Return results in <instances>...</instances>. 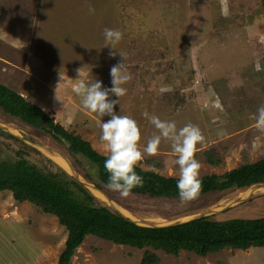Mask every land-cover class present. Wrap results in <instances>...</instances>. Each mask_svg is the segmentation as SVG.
Listing matches in <instances>:
<instances>
[{
    "label": "rangeland",
    "instance_id": "obj_1",
    "mask_svg": "<svg viewBox=\"0 0 264 264\" xmlns=\"http://www.w3.org/2000/svg\"><path fill=\"white\" fill-rule=\"evenodd\" d=\"M105 28L123 33L117 48L126 56L132 79L124 85L127 93L114 110L137 121L141 150L158 134L145 117L147 112L174 121L178 129L188 123L201 129L205 141L197 145L195 157L201 163L200 177L223 174L264 157V128L257 123L258 109L264 106V0H0V82L38 105L44 102L42 106L56 121L107 155L100 141L101 118L84 109L74 92L80 81L95 79L112 87L110 69L123 58L109 56L110 49L104 47ZM40 68H46V73ZM55 91L64 92L68 100L61 98V104L50 108L53 99L58 101ZM66 100L73 101L80 112L70 116L71 103ZM0 124L17 130L15 135L40 151L28 154L34 163L49 164L48 157L60 166L38 145L65 155L74 172L62 168L92 192L86 174L97 175L93 164L81 155H70L66 143L1 110ZM0 142L7 158L14 157L13 146L21 145L3 136ZM210 151L219 164L208 161ZM173 159L170 142L162 140L158 154H145L138 165L179 177ZM261 185L264 182L215 191L188 203L180 198L134 193L124 198L116 191L103 192L131 212L137 223L148 226L198 216L216 220L262 217L264 189L247 195ZM67 235L56 215L28 201H16L11 191H0V264H58ZM70 264H264V246L225 248L205 256L187 250L174 255L89 234Z\"/></svg>",
    "mask_w": 264,
    "mask_h": 264
},
{
    "label": "trees",
    "instance_id": "obj_2",
    "mask_svg": "<svg viewBox=\"0 0 264 264\" xmlns=\"http://www.w3.org/2000/svg\"><path fill=\"white\" fill-rule=\"evenodd\" d=\"M0 110L8 117L37 128L55 140L66 143L72 156L81 155L95 168L96 176L86 174L90 183L102 191L109 174L104 168L107 155L97 151L91 142L74 130H68L56 121L50 111L27 99L12 87L0 82ZM0 136L21 143L12 147L14 157L4 156L0 142V191H11L18 202L28 201L43 212L56 215L68 231L66 246L58 264H70L76 249L89 234L116 244L137 248L152 247L179 255L187 250L205 256L225 248L249 249L264 246V216L257 218H231L216 220L200 216L188 221L168 225L146 226L138 224L119 211L101 203L82 182L45 157L49 164H37L28 158L33 150L19 136L0 127ZM207 154L211 164L220 159ZM135 171L143 177L142 187L131 193L153 198H180L177 188L179 177L166 176L153 169L137 165ZM200 195L228 189H240L264 182V157L245 162L223 174H206ZM199 195V196H200Z\"/></svg>",
    "mask_w": 264,
    "mask_h": 264
},
{
    "label": "clouds",
    "instance_id": "obj_3",
    "mask_svg": "<svg viewBox=\"0 0 264 264\" xmlns=\"http://www.w3.org/2000/svg\"><path fill=\"white\" fill-rule=\"evenodd\" d=\"M42 2L47 3V0ZM89 11L94 12V9L90 6ZM104 38V47L110 49L109 56L115 58L119 55L123 58L122 62H118L110 69L112 87H104L102 81L95 79L92 82L80 81L74 92L80 97L84 109L101 118L100 141L107 150L104 168L109 174L106 187L119 192L124 198L131 194L133 188L142 187L143 177L136 173L135 168L145 154L149 156L158 154L161 142L165 140L170 142L174 153L172 163L179 167L177 188L180 201L188 203L195 200L203 187V182L199 178L201 163L195 158L197 145L205 141L201 129L192 123L178 129L174 121L161 120L145 112V117L158 130V134H154L141 150L139 147L141 131L137 121L127 115L117 114L114 110L120 105V98L127 93L124 85L132 79L125 64L126 56L117 48L123 33L118 29L105 28ZM112 96L116 99H110ZM105 116L110 117L107 122L102 120ZM257 123L264 128V106L258 109Z\"/></svg>",
    "mask_w": 264,
    "mask_h": 264
},
{
    "label": "bare ground",
    "instance_id": "obj_4",
    "mask_svg": "<svg viewBox=\"0 0 264 264\" xmlns=\"http://www.w3.org/2000/svg\"><path fill=\"white\" fill-rule=\"evenodd\" d=\"M10 130L14 134L17 133V130H15V129H11L10 128ZM38 147L40 149H42V151L44 153H46L47 155H49L59 165H61L64 169H66L68 172H72V173L74 172V168L71 165L70 161L65 156H62V154L60 152L59 153L61 155L59 153H57L58 151L56 152V150H53V149H50V148H46L47 146H43V145L40 146V145H38ZM87 185L92 190V192H94L98 197H100V198L104 199L105 201L109 202L112 206H115L125 216L131 217L132 219H135L136 220V218H134L132 216L131 212H129L127 209H125V208H123V207L115 204L103 191H101L98 188H96L93 183L87 182ZM260 189H264V185H261L260 188H257V187L256 188H251L250 190H248V192H247L248 194L247 195H249V194H251V193H253V192L257 191V190H260ZM187 219H189V218H187Z\"/></svg>",
    "mask_w": 264,
    "mask_h": 264
},
{
    "label": "crops",
    "instance_id": "obj_5",
    "mask_svg": "<svg viewBox=\"0 0 264 264\" xmlns=\"http://www.w3.org/2000/svg\"><path fill=\"white\" fill-rule=\"evenodd\" d=\"M41 63H38V65L41 67L42 65H40ZM41 70H40V72H42L43 74H45L46 73V68L44 69V68H40ZM58 76H60V77H62V75H61V72H59L58 74H57ZM29 76V75H28ZM34 77H36V76H34ZM36 78H38V77H36ZM5 84V83H4ZM16 91H18V90H16ZM19 92V91H18ZM19 93H21V92H19ZM55 93L59 96L58 98H57V100L58 101H56L55 99H53L52 101H51V103H50V105H52V107H50V108H53L54 107V105H56L57 106V104H61V98H63V99H67V96L68 95H66L64 92H60V91H55ZM65 96V97H64ZM71 97V96H70ZM29 99V98H28ZM68 100V99H67ZM67 100H66V103H71V107H68L67 105H66V107H68L67 108V110H69L70 111V116H74L75 114H76V112H77V110L80 112V110L78 109V107H77V105L75 104V103H73V101H71V100H69V102H67ZM72 100H73V98H72ZM65 103V104H66ZM42 105L44 104V102L43 103H41ZM47 104V103H46ZM65 104H63V106H65ZM38 105V104H37ZM42 105H40V103H39V106H41L42 108H44V106H42ZM49 105V106H50ZM55 106V107H56ZM54 107V108H55ZM72 107H74V108H72ZM45 109V108H44ZM45 110H47V109H45ZM48 111V110H47ZM60 111V110H59ZM84 113V112H83ZM85 114V113H84ZM183 251V250H182ZM181 252V251H180Z\"/></svg>",
    "mask_w": 264,
    "mask_h": 264
},
{
    "label": "water",
    "instance_id": "obj_6",
    "mask_svg": "<svg viewBox=\"0 0 264 264\" xmlns=\"http://www.w3.org/2000/svg\"><path fill=\"white\" fill-rule=\"evenodd\" d=\"M0 127L1 128H3V129H5V130H7V131H10L7 127H5L3 124H0ZM10 133H12L11 131H10ZM14 134V133H13ZM63 156H65V155H63ZM66 157V156H65ZM67 158V157H66ZM72 165V164H71ZM97 188V187H96ZM99 189V188H98ZM100 190V189H99ZM102 191V190H101ZM118 211V210H117ZM120 212V211H119ZM121 213V212H120ZM121 214H123V213H121ZM124 215V214H123ZM125 216V215H124ZM127 217V216H126ZM198 217H200V216H198ZM194 218H197V217H193V218H191V219H194ZM191 219H188V220H191ZM188 220H185V221H188ZM134 221V220H133ZM135 222H137V221H135ZM139 224V223H138ZM172 224H174V223H172ZM149 226H158V225H155V224H150Z\"/></svg>",
    "mask_w": 264,
    "mask_h": 264
}]
</instances>
